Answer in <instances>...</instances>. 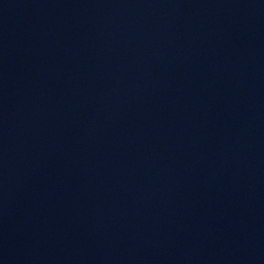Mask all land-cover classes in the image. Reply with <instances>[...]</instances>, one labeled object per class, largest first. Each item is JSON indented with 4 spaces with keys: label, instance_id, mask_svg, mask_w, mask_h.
Segmentation results:
<instances>
[{
    "label": "water",
    "instance_id": "1",
    "mask_svg": "<svg viewBox=\"0 0 264 264\" xmlns=\"http://www.w3.org/2000/svg\"><path fill=\"white\" fill-rule=\"evenodd\" d=\"M264 0H0V264H254Z\"/></svg>",
    "mask_w": 264,
    "mask_h": 264
}]
</instances>
